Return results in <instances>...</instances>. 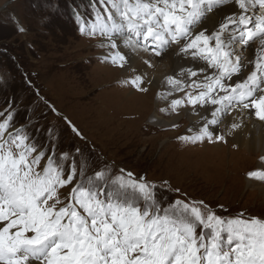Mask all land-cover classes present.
I'll use <instances>...</instances> for the list:
<instances>
[{
  "label": "snow or ice",
  "instance_id": "snow-or-ice-1",
  "mask_svg": "<svg viewBox=\"0 0 264 264\" xmlns=\"http://www.w3.org/2000/svg\"><path fill=\"white\" fill-rule=\"evenodd\" d=\"M93 3L97 12L91 34L99 31L111 49H119L117 39L126 32V48L142 44L160 56L175 43L182 45V54L204 61L202 79L186 83L167 78L175 91L184 92L171 101L173 110L185 102L194 108L218 106L198 134L179 139L212 141L208 125L217 124L233 106L254 109L264 121V0ZM229 3L239 11L222 15L212 31H195L207 13ZM257 41L254 58L245 57ZM107 58L123 67L128 56L117 50ZM206 69L214 71L208 75ZM182 74L199 75L192 69ZM130 83L147 91L139 75ZM13 119L12 112H0V264H264V219L240 213L225 220L211 210L205 213L203 201L178 199L161 208L156 185L146 178L136 179L131 172L125 176L123 169L110 183L105 170L85 177L74 158L66 168L67 153L49 155L23 127H14ZM73 131L79 135L75 127ZM248 176L264 182V170ZM66 188L67 193L62 191Z\"/></svg>",
  "mask_w": 264,
  "mask_h": 264
},
{
  "label": "rangeland",
  "instance_id": "rangeland-1",
  "mask_svg": "<svg viewBox=\"0 0 264 264\" xmlns=\"http://www.w3.org/2000/svg\"><path fill=\"white\" fill-rule=\"evenodd\" d=\"M96 12L93 0H0V112H12L14 127L49 155L67 153L66 168L74 158L85 177L105 170L110 183L123 169L146 178L156 185L161 208L178 199L203 201L205 213L225 220L240 213L264 219V189L247 183L264 152L210 128L212 141L179 139L204 127H193L188 117L198 105L161 111L148 79L141 76L147 91L132 85L137 74L113 64L106 37L91 34ZM168 97L161 100L166 105L184 92ZM154 111L172 123L153 124ZM221 135L223 141L215 139Z\"/></svg>",
  "mask_w": 264,
  "mask_h": 264
},
{
  "label": "bare ground",
  "instance_id": "bare-ground-1",
  "mask_svg": "<svg viewBox=\"0 0 264 264\" xmlns=\"http://www.w3.org/2000/svg\"><path fill=\"white\" fill-rule=\"evenodd\" d=\"M238 11H239L238 6L234 5L233 3L223 5L221 8L215 9L211 13H207L206 18L201 22L200 25L197 26V29H195V31L203 30L204 27H207L209 31H212L217 26V23L222 15L231 14L233 12H238ZM113 12H115L113 14V18L117 22H119L120 20L119 13L116 10H114ZM126 34L127 33L125 32V35ZM124 36L119 37L117 39L119 49L116 50L113 49L114 51L120 50L121 52L127 54L128 56L127 62L123 66V70L127 71L128 69H131L137 75L148 79L150 81V85L158 89L156 91L158 92L156 98L160 102V104L163 105V108L167 110H173L171 108V104L166 105L164 102L161 101L163 97L165 98V95L167 93L171 92L173 94V92H176L175 89L167 82V78L169 76L175 77L177 79H181L186 83L191 80L203 78V75L205 73H200L199 69L205 66L204 61L199 59L193 60L191 55L182 54L180 52V48L182 45L173 43L169 45L166 51L162 52L160 56H156L155 54L151 53L152 52L151 50H142L140 47V45L142 46V44L138 46L136 44H133L127 48L124 47V41L128 38V36L127 37ZM102 45L104 44H101L100 46ZM258 46H259L258 41L256 43H253L249 47V50L244 52L243 55L249 59L254 58L255 49ZM236 51L238 52L240 51V46L236 47ZM102 53L104 52H101V54ZM105 54L106 56L110 57L109 53L107 54V52H105ZM251 67L252 66L249 65V69L245 71V75L247 74V71L251 70ZM187 69H192L194 71H197L199 74L198 77H188L186 75H183L182 74L183 70H187ZM213 71H214L213 69H206V74L211 75ZM169 99L170 98L168 97L167 100ZM216 107L218 106L211 104H206L203 106L198 105L196 107V110L188 116L192 126L193 127H200L202 125L205 126L206 122L212 119L211 113L212 111L215 110ZM254 111H255L254 109L244 110L237 106H233L231 107L230 111H227L226 114L218 117L219 122L217 124L208 125V127L211 129V131L214 132L223 131L226 133H231L233 137H235L236 142L238 141L239 144L242 145L243 147L245 146V148L249 147L250 149H252V151L260 150L261 152H264V121H260L255 116ZM151 117L153 124H156L158 126H168L169 124L172 123V121H169V119L165 120V118L163 119L162 116H158L156 111H154L151 114ZM233 123L238 124L239 127L233 128L232 127ZM259 165H260L259 169L264 170V163H259ZM252 182L254 184L259 183L261 186L258 188L264 189V182L262 181L255 182L253 179L251 181L247 180V183L252 184Z\"/></svg>",
  "mask_w": 264,
  "mask_h": 264
}]
</instances>
